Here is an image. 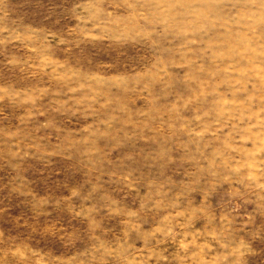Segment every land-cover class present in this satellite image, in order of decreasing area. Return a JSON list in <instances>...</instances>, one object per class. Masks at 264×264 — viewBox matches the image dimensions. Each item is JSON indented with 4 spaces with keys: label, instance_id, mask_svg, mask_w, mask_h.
Returning a JSON list of instances; mask_svg holds the SVG:
<instances>
[{
    "label": "rangeland",
    "instance_id": "rangeland-1",
    "mask_svg": "<svg viewBox=\"0 0 264 264\" xmlns=\"http://www.w3.org/2000/svg\"><path fill=\"white\" fill-rule=\"evenodd\" d=\"M0 264H264V0H0Z\"/></svg>",
    "mask_w": 264,
    "mask_h": 264
}]
</instances>
